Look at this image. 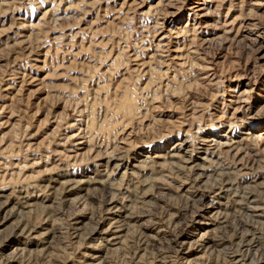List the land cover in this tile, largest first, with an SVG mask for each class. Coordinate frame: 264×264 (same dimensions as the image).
Returning a JSON list of instances; mask_svg holds the SVG:
<instances>
[{"label": "rangeland", "instance_id": "1", "mask_svg": "<svg viewBox=\"0 0 264 264\" xmlns=\"http://www.w3.org/2000/svg\"><path fill=\"white\" fill-rule=\"evenodd\" d=\"M261 136L264 0H0V264H264Z\"/></svg>", "mask_w": 264, "mask_h": 264}, {"label": "bare ground", "instance_id": "2", "mask_svg": "<svg viewBox=\"0 0 264 264\" xmlns=\"http://www.w3.org/2000/svg\"><path fill=\"white\" fill-rule=\"evenodd\" d=\"M15 5H16V4H15ZM52 8H53V7H52ZM257 126H259L257 122L253 123L252 125H250V130L252 129V130L254 131V130L257 128ZM246 135L250 137V136H253L254 134H253L252 132H249V131H248L247 133H245V136H246ZM245 136H244V137H245ZM247 136H246V138H248ZM244 137H243V138H244ZM253 137H254V136H253ZM259 139H261V140L264 142V136H263V137L261 136V138H259ZM263 142H262V143H263ZM215 144H216V145H215ZM215 144H214V145H215L214 147H216L217 145H218V146H219V145H223L224 147H227V146H228V143H227V142H222V143H221V142H219V141H216ZM174 146H175V145H174ZM229 146L231 147V148L229 147V149L234 148L231 144H230ZM174 150H175V149H174ZM226 150H227V149H226ZM228 151H229V150H228ZM170 152H171V151H170ZM168 153H169V152H168ZM175 154H176V153H175ZM175 154L170 153L169 156H170V157H173ZM179 157H180V156H179ZM182 157H183V156H182ZM182 157H181V158H182ZM168 159H169V157H168ZM184 159H185V158H184ZM174 160H175V159H174ZM181 161H182V160H181ZM188 161H189V160H188ZM188 161H187V162H188ZM184 163H185V162H184ZM201 166H202V165L200 164V167H199V166H198V167H199V168H202ZM191 167H192V166H191ZM202 169H203V168H202ZM91 179H93V178H91ZM90 183H91V182H90ZM68 185H69V184H68ZM70 188H71V187H70ZM72 188H73V187H72ZM74 188H75V187H74ZM68 189H69V188H68ZM3 200H4V199H3ZM7 203H8V202H7ZM216 210H217V209H216ZM111 211H112V210H111ZM213 212H214V211H213ZM212 214H213V213H212ZM108 216H109V215H108ZM119 216H120V215H119ZM258 216H259V215H258ZM114 218H115V217H114ZM119 219H120V218H119ZM117 220H118V219H117ZM118 221H119V220H118ZM200 221H201V220H200ZM109 227H110V226H109ZM116 227H117V229H116V230L113 229L114 231H112V233L109 234V236L105 238V241H106V242H108V243L112 242L111 244H117V243H118V238L120 237V236H119V233L121 232V228H120V227L118 228V226H116ZM107 230H108V229H107ZM103 231H104V230H103ZM104 234H107V233L104 232ZM200 245H201V244H200ZM187 252H188V251H187ZM166 255H167V254H166ZM90 256H92V255H90ZM96 257H97V256H96V254H95V255H93V256L90 257V258H91V259H94V258L96 259ZM92 261H93V260H89V263H85V264H92ZM97 261H98V260H97ZM99 261H100V260H99ZM234 262H235V261H234ZM234 264H235V263H234Z\"/></svg>", "mask_w": 264, "mask_h": 264}]
</instances>
